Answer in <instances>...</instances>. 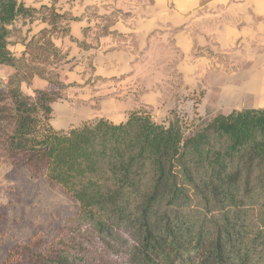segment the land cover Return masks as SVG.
Here are the masks:
<instances>
[{"label": "trees", "instance_id": "obj_1", "mask_svg": "<svg viewBox=\"0 0 264 264\" xmlns=\"http://www.w3.org/2000/svg\"><path fill=\"white\" fill-rule=\"evenodd\" d=\"M32 11L0 0V65L15 69L0 89V148L14 167L44 170L78 210L56 238L19 244L4 264H264V108L220 112L188 133L180 115L158 121L146 109L55 129L64 84L25 93L34 74L10 47ZM44 43L32 39L30 57L59 55Z\"/></svg>", "mask_w": 264, "mask_h": 264}, {"label": "crops", "instance_id": "obj_2", "mask_svg": "<svg viewBox=\"0 0 264 264\" xmlns=\"http://www.w3.org/2000/svg\"><path fill=\"white\" fill-rule=\"evenodd\" d=\"M22 1L33 11L14 24V54L30 57L27 44L37 39L64 57V88L51 102L55 129L100 117L122 122L141 106L158 121L264 108V0ZM14 70L0 65V80ZM32 83L52 90L39 74Z\"/></svg>", "mask_w": 264, "mask_h": 264}, {"label": "rangeland", "instance_id": "obj_3", "mask_svg": "<svg viewBox=\"0 0 264 264\" xmlns=\"http://www.w3.org/2000/svg\"><path fill=\"white\" fill-rule=\"evenodd\" d=\"M55 20L58 21V18ZM58 23L62 31L65 20L61 18ZM50 56H43L38 52L33 58L28 57L24 73L29 77L39 74L59 83L58 69L64 57L60 52L53 58ZM32 78L30 83H23L28 92L35 90L32 89ZM6 82L0 80V89ZM63 88L64 86L55 88V95L59 96ZM139 108L149 110L145 106ZM194 113L195 115H188L187 112H180L186 121L187 133L213 115L208 110L205 114L197 110ZM77 210V201L61 186L51 184L44 170L35 175L28 166L14 167L12 159L0 148V264H4L9 252L19 244L56 238L67 219L75 215Z\"/></svg>", "mask_w": 264, "mask_h": 264}]
</instances>
